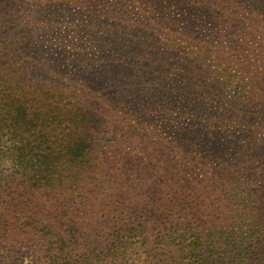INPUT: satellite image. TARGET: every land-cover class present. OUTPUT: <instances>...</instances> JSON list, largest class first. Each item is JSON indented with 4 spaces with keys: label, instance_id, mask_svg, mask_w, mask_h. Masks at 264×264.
Masks as SVG:
<instances>
[{
    "label": "rangeland",
    "instance_id": "obj_1",
    "mask_svg": "<svg viewBox=\"0 0 264 264\" xmlns=\"http://www.w3.org/2000/svg\"><path fill=\"white\" fill-rule=\"evenodd\" d=\"M76 109L88 147L76 190L29 188L19 160L40 140L0 126V264H47L46 224L78 230L76 264L137 263L141 249L108 254L131 200L230 164L263 171L264 0H0V117ZM262 179L247 181L252 194Z\"/></svg>",
    "mask_w": 264,
    "mask_h": 264
},
{
    "label": "trees",
    "instance_id": "obj_2",
    "mask_svg": "<svg viewBox=\"0 0 264 264\" xmlns=\"http://www.w3.org/2000/svg\"><path fill=\"white\" fill-rule=\"evenodd\" d=\"M48 92H42L46 99L50 98ZM26 113L23 110L22 123L16 114L7 113L4 118L0 117V126H22L40 140L29 148V158L25 162L19 160L21 172L31 174L27 177L28 187L48 191L53 187L70 186L76 190L83 183L82 169L88 163V147L85 148L80 131L85 118L83 111ZM59 125L65 132L55 139L53 127ZM46 127L51 133L43 135ZM37 128L40 131L35 133ZM23 151V148L16 149V157L22 158ZM235 164L213 172L206 181L199 179L192 183L188 179L175 178L167 191L157 194L162 197L160 200H131L137 207L127 221L122 219L125 210L120 209V226L112 229V242L119 241L120 248L110 247L109 256H120L121 261L141 249L144 257H137V263L133 264H264V179L260 187L263 193L258 195L251 193L247 182L264 176V170L243 167L246 163ZM241 177L245 181L242 185ZM239 188H245L243 190L251 196L239 197ZM259 198L263 201H258ZM257 203L259 206L253 207ZM64 216L60 214L55 218V224ZM222 222L229 223L232 229L221 231L217 225ZM242 225L249 230L240 234L233 232L235 228L241 230ZM39 228L46 243L44 260L47 264L78 263L73 257L80 243L76 238L78 230L73 225L67 227L66 233L53 229L50 224Z\"/></svg>",
    "mask_w": 264,
    "mask_h": 264
}]
</instances>
